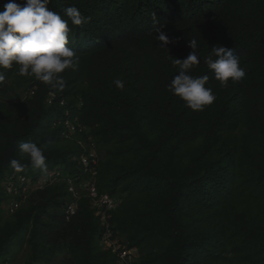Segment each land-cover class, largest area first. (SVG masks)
<instances>
[{
  "label": "trees",
  "instance_id": "obj_1",
  "mask_svg": "<svg viewBox=\"0 0 264 264\" xmlns=\"http://www.w3.org/2000/svg\"><path fill=\"white\" fill-rule=\"evenodd\" d=\"M8 0H0V11ZM23 4L25 0H15ZM75 6L88 18L69 21L78 71L65 70L63 90L2 69L0 82V259L26 243V264H116L97 244L103 232L86 197L65 219V181L34 190L9 217L1 186L10 161L34 169L19 144L43 146L48 170L80 172L81 148L62 140L52 120L63 113L45 103L49 90L74 105L98 150L99 192L118 199L113 233L138 253L137 264H264V0H50L63 18ZM155 13L158 23L153 24ZM170 39L166 48L155 27ZM197 40L200 63L190 75L209 77L216 100L193 111L168 90ZM234 48L246 75L221 87L203 57L214 46ZM120 79L123 89L114 81ZM32 85L35 94L22 100ZM18 198V197H17ZM25 200V201H26Z\"/></svg>",
  "mask_w": 264,
  "mask_h": 264
},
{
  "label": "clouds",
  "instance_id": "obj_2",
  "mask_svg": "<svg viewBox=\"0 0 264 264\" xmlns=\"http://www.w3.org/2000/svg\"><path fill=\"white\" fill-rule=\"evenodd\" d=\"M49 2L50 0H25L23 4H18L15 0H8L3 5L4 10L0 11V70L12 69L15 65L17 67V75L30 78L34 77L36 81L43 83L45 86L63 90L65 80L60 74L68 69L78 71L80 66V56L74 49L68 47L70 32L69 21L74 26H82L88 22V18L83 16L77 7L69 6L63 10L64 16L67 17L65 19L59 13L48 8ZM152 20L154 25L158 23L155 13L152 14ZM161 29L162 26L155 27V32L157 33L156 39L162 42L160 44L161 47L166 48L168 44L177 42V40L170 39ZM197 46L196 39L189 40L188 47L192 51L189 52L188 56L183 60L179 58L173 59L172 63L173 65L179 66V72L172 78L171 83L168 85V90L184 101L193 111H203L205 106L214 103L216 95L211 87L205 86L209 79L207 75L201 77L189 74L193 67L200 63ZM203 63L207 65L208 69L213 71L215 79L219 81L221 87H227L230 80L238 83L246 75L245 68L241 67L240 57L232 47L229 48L221 45L212 47L211 53L203 57ZM5 79L4 72L0 71V82H3ZM114 83L117 88L123 89L124 85L120 79H116ZM31 89L33 90V94L29 93ZM35 90L36 86L32 85L22 94V100L33 96ZM51 92L57 98L54 103L48 104L47 99ZM60 100L65 101L64 106L59 105ZM45 103L48 106L53 104L58 105V108L62 107L64 110L66 108L70 109L72 114L79 119L78 113L73 108L75 104L70 105L60 93L54 90L48 91ZM44 151L43 146H38L33 142H21L19 144L21 159L26 157L30 161L32 168L39 170L43 175L33 181L32 177L23 173L27 165L22 164L20 160L13 159L10 161L12 170L7 172L4 177L14 172L16 175H24L33 184L44 176L47 179L43 187H29L26 196L22 197L21 195L11 196L6 193L3 185V177L1 186L7 197L4 203L7 206L8 213L13 212L17 208H10L13 207V205L11 206L12 200L18 206L34 190L42 189L47 184L56 181H65L67 187L66 177L74 178L80 175L81 170L75 176H63L61 168L58 166L52 170H48ZM80 153L81 150L79 149V153L74 157L77 158L78 162ZM57 171L60 174L59 176H48L49 173H55ZM82 178H85V176H82ZM69 197L70 200L67 202L71 201L70 193ZM7 199H9L8 202ZM64 208L65 206L62 208V212L67 220Z\"/></svg>",
  "mask_w": 264,
  "mask_h": 264
},
{
  "label": "built area",
  "instance_id": "obj_3",
  "mask_svg": "<svg viewBox=\"0 0 264 264\" xmlns=\"http://www.w3.org/2000/svg\"><path fill=\"white\" fill-rule=\"evenodd\" d=\"M33 94V90L29 91ZM54 93H49L47 99L48 104L54 103L56 100ZM60 106L65 105L64 100L59 101ZM52 128L58 129L60 137L64 140H74L81 148L79 155L80 175L74 178L66 177L67 190L71 195V201L67 202L64 208L66 218L75 213L76 201L81 197H86L90 205L95 209L96 215L99 217L103 232L99 237L101 241V249L112 253L117 262L116 264H137L138 255L133 247H129L125 242L120 240L111 229V211L114 210L118 204V199L109 196L106 193L98 191L95 184V177L98 172V158L96 151V144L92 134L87 130L86 126L79 122L77 116L73 115L70 109L63 111V116L52 121ZM59 176V172L49 173V177ZM85 176V178H82ZM46 176L39 179L36 183H31V180L24 175H16L14 172L4 177L3 185L7 194L11 196L21 195L25 197L28 193L29 187L41 188L46 182ZM10 208L17 207L14 200L11 201ZM103 247V248H102Z\"/></svg>",
  "mask_w": 264,
  "mask_h": 264
},
{
  "label": "rangeland",
  "instance_id": "obj_4",
  "mask_svg": "<svg viewBox=\"0 0 264 264\" xmlns=\"http://www.w3.org/2000/svg\"><path fill=\"white\" fill-rule=\"evenodd\" d=\"M58 117L60 118V117H62V115L59 114ZM98 150H102V148H96L95 153H97V155H98ZM28 174L36 175V174H38V170L34 169L33 171H31ZM41 175H43V174H41ZM8 200L9 199H7V202H8ZM26 204H27V200L19 203L17 208L21 205L23 206ZM1 208H3V210H4L3 217H9L10 214L7 212V206L4 202L2 203ZM118 238L120 240H123L120 237H118ZM97 244L101 247V245H103V242L101 241V245H100V243L98 241ZM28 255H29L28 247H27L26 243H22L21 245L17 246L14 249V251L8 256V260L0 259V264H26ZM57 257H58L59 262H57L53 259L49 263H44V261H41V262L36 263V264H64L63 262H65L67 260L64 253L59 254V256H57Z\"/></svg>",
  "mask_w": 264,
  "mask_h": 264
}]
</instances>
